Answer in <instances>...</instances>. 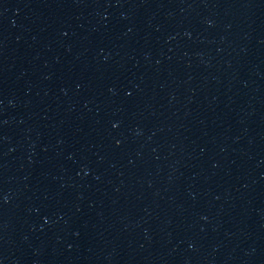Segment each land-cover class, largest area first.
Wrapping results in <instances>:
<instances>
[{
	"label": "water",
	"instance_id": "95a60500",
	"mask_svg": "<svg viewBox=\"0 0 264 264\" xmlns=\"http://www.w3.org/2000/svg\"><path fill=\"white\" fill-rule=\"evenodd\" d=\"M0 264H264V0H0Z\"/></svg>",
	"mask_w": 264,
	"mask_h": 264
}]
</instances>
